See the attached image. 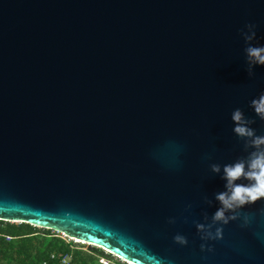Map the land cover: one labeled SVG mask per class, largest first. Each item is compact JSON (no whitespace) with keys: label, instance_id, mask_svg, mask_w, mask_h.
<instances>
[{"label":"water","instance_id":"obj_1","mask_svg":"<svg viewBox=\"0 0 264 264\" xmlns=\"http://www.w3.org/2000/svg\"><path fill=\"white\" fill-rule=\"evenodd\" d=\"M247 24L264 46V0H0V221L127 264H264V199L196 228L253 150L232 112L264 136Z\"/></svg>","mask_w":264,"mask_h":264},{"label":"clouds","instance_id":"obj_2","mask_svg":"<svg viewBox=\"0 0 264 264\" xmlns=\"http://www.w3.org/2000/svg\"><path fill=\"white\" fill-rule=\"evenodd\" d=\"M247 31H241V35L248 45L245 48L246 62L248 65V76L255 75V66H264V46H253L252 42L256 40V26L247 24ZM250 107L254 109L256 116L264 121V93L258 98L253 99ZM231 119L234 122V133L245 141V150L253 149L246 159H240L232 164L223 166L222 179L226 181L225 191L216 194L215 199L220 207L211 218L210 224L196 223V228L200 232L202 240H215L222 238V228L217 227L213 233L212 228L216 224L226 225L239 216V209L245 205L253 204L258 200L264 199V136L255 134V130L249 125L255 121L245 117L240 109L232 112ZM212 173L220 174L221 166L219 164L210 165ZM247 181V183H237V181ZM191 207V205H189ZM228 213H232L229 215ZM207 219V217H205ZM247 223V218H245ZM169 223H175L174 219H169ZM174 241L180 245L188 243L187 238L177 234ZM205 245H201L204 250ZM211 251V249H208ZM101 264H105L101 261Z\"/></svg>","mask_w":264,"mask_h":264},{"label":"trees","instance_id":"obj_3","mask_svg":"<svg viewBox=\"0 0 264 264\" xmlns=\"http://www.w3.org/2000/svg\"><path fill=\"white\" fill-rule=\"evenodd\" d=\"M100 248L82 246L52 230L0 221V264H127Z\"/></svg>","mask_w":264,"mask_h":264},{"label":"rangeland","instance_id":"obj_4","mask_svg":"<svg viewBox=\"0 0 264 264\" xmlns=\"http://www.w3.org/2000/svg\"><path fill=\"white\" fill-rule=\"evenodd\" d=\"M60 236L62 235V234H59ZM66 239L69 241V240H71L72 238H67L66 237ZM72 241L74 242V243H77V241L78 240H76V239H72ZM79 244V243H78ZM82 246H87V245H84V244H81ZM87 247H89V246H87ZM91 248V247H90ZM105 253H107L108 251H104ZM113 256V255H112ZM113 259H115V257L113 258ZM119 262H123L122 260H120V259H117ZM101 261H104L105 262V264H108V262L106 261V260H101Z\"/></svg>","mask_w":264,"mask_h":264},{"label":"built area","instance_id":"obj_5","mask_svg":"<svg viewBox=\"0 0 264 264\" xmlns=\"http://www.w3.org/2000/svg\"><path fill=\"white\" fill-rule=\"evenodd\" d=\"M59 234H61V233H59ZM61 237H62V238H64V239H66V236H65V235H63V234L61 235ZM67 238H68V237H67Z\"/></svg>","mask_w":264,"mask_h":264}]
</instances>
